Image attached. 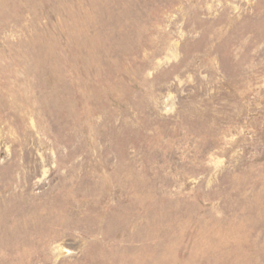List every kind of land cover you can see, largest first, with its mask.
I'll return each instance as SVG.
<instances>
[{"label":"rangeland","instance_id":"1","mask_svg":"<svg viewBox=\"0 0 264 264\" xmlns=\"http://www.w3.org/2000/svg\"><path fill=\"white\" fill-rule=\"evenodd\" d=\"M0 264H264V0H0Z\"/></svg>","mask_w":264,"mask_h":264}]
</instances>
